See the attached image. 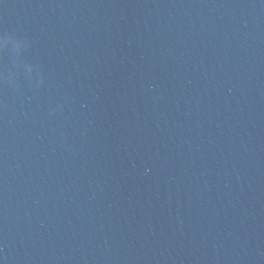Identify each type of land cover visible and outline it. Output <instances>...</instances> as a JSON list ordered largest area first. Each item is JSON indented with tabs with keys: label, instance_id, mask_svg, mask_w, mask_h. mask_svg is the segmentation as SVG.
Wrapping results in <instances>:
<instances>
[{
	"label": "water",
	"instance_id": "95a60500",
	"mask_svg": "<svg viewBox=\"0 0 264 264\" xmlns=\"http://www.w3.org/2000/svg\"><path fill=\"white\" fill-rule=\"evenodd\" d=\"M0 264H264V0H0Z\"/></svg>",
	"mask_w": 264,
	"mask_h": 264
},
{
	"label": "snow or ice",
	"instance_id": "6c2138e0",
	"mask_svg": "<svg viewBox=\"0 0 264 264\" xmlns=\"http://www.w3.org/2000/svg\"><path fill=\"white\" fill-rule=\"evenodd\" d=\"M2 41H3V37H0V43H2Z\"/></svg>",
	"mask_w": 264,
	"mask_h": 264
}]
</instances>
